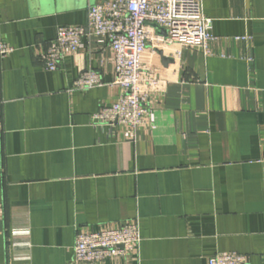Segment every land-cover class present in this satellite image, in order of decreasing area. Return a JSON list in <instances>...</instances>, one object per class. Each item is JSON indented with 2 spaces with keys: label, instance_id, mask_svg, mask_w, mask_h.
<instances>
[{
  "label": "crops",
  "instance_id": "obj_1",
  "mask_svg": "<svg viewBox=\"0 0 264 264\" xmlns=\"http://www.w3.org/2000/svg\"><path fill=\"white\" fill-rule=\"evenodd\" d=\"M103 0H0V264L78 263L79 229L139 220L138 259L94 264H209L219 252L264 264V0H203L211 52L163 67L149 121L97 126L115 103L113 51L84 37L49 71L41 54ZM248 36L247 40L236 37ZM159 59L153 57V64ZM103 85L77 90L87 69Z\"/></svg>",
  "mask_w": 264,
  "mask_h": 264
},
{
  "label": "built area",
  "instance_id": "obj_2",
  "mask_svg": "<svg viewBox=\"0 0 264 264\" xmlns=\"http://www.w3.org/2000/svg\"><path fill=\"white\" fill-rule=\"evenodd\" d=\"M213 19L206 16L203 0H103L91 6L88 24L65 25L57 29L55 39L41 54L49 71L57 70L68 53L85 48L84 37L105 36L113 51L115 83L121 86L119 99L105 106L93 117L97 126L125 125L133 133L148 123L147 103L163 96L168 80L163 75V57L175 64L184 49H198L210 54L214 39ZM248 36L236 37L247 40ZM14 48L0 41V59ZM159 59L153 64V57ZM166 66V67H167ZM102 75L87 69L76 80L77 90L102 86ZM4 217L0 201V220ZM143 240L139 220L99 230H78L74 246L78 263H100L108 257L138 259ZM209 264H251L247 255L219 252L210 257Z\"/></svg>",
  "mask_w": 264,
  "mask_h": 264
},
{
  "label": "water",
  "instance_id": "obj_3",
  "mask_svg": "<svg viewBox=\"0 0 264 264\" xmlns=\"http://www.w3.org/2000/svg\"><path fill=\"white\" fill-rule=\"evenodd\" d=\"M173 62L172 59L163 57V63L167 66L169 63ZM0 224H1V220H0Z\"/></svg>",
  "mask_w": 264,
  "mask_h": 264
}]
</instances>
